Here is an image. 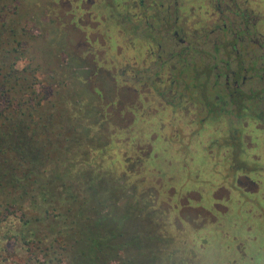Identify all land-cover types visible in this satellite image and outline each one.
I'll list each match as a JSON object with an SVG mask.
<instances>
[{
  "label": "trees",
  "instance_id": "1",
  "mask_svg": "<svg viewBox=\"0 0 264 264\" xmlns=\"http://www.w3.org/2000/svg\"><path fill=\"white\" fill-rule=\"evenodd\" d=\"M20 8L0 0V264H194L109 167L91 124L45 101Z\"/></svg>",
  "mask_w": 264,
  "mask_h": 264
},
{
  "label": "rangeland",
  "instance_id": "2",
  "mask_svg": "<svg viewBox=\"0 0 264 264\" xmlns=\"http://www.w3.org/2000/svg\"><path fill=\"white\" fill-rule=\"evenodd\" d=\"M19 1L26 11L28 51L39 66L45 101L61 106L66 101L74 116L91 124L98 142L107 144L104 159L112 162L109 167L129 189L136 187L155 226L173 234L176 245L185 243V258L194 264H264V228L252 232L255 240L249 234V137L240 157L247 160L243 171L233 172L223 156L226 149H200L202 142L209 145L207 136L174 137L168 143L171 131L164 120L158 121L162 128L157 134L150 131L147 122L152 121L133 124V94L114 83L117 29L75 18L74 26L68 8L55 3L51 9L53 0Z\"/></svg>",
  "mask_w": 264,
  "mask_h": 264
},
{
  "label": "flooded vegetation",
  "instance_id": "3",
  "mask_svg": "<svg viewBox=\"0 0 264 264\" xmlns=\"http://www.w3.org/2000/svg\"><path fill=\"white\" fill-rule=\"evenodd\" d=\"M52 2L53 11L55 3L68 8L74 26L92 20L117 29L114 83L133 94V124L152 121L157 134L164 120L168 143L207 136L209 145L200 149H226L233 172H239L236 162H247L240 157L249 137V234L255 240L252 232L264 228V0Z\"/></svg>",
  "mask_w": 264,
  "mask_h": 264
}]
</instances>
